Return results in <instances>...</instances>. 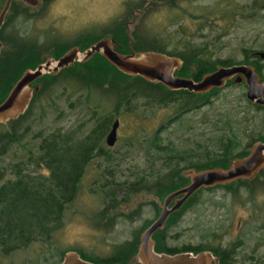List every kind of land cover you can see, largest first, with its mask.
<instances>
[{
    "label": "rangeland",
    "instance_id": "rangeland-1",
    "mask_svg": "<svg viewBox=\"0 0 264 264\" xmlns=\"http://www.w3.org/2000/svg\"><path fill=\"white\" fill-rule=\"evenodd\" d=\"M125 2L144 6L138 5L129 13ZM251 3L123 0L122 10L104 22L113 7L108 0H93L91 5L81 0L79 9L69 6L67 0H51L46 6L39 0L37 5H25L24 16L10 27L20 32H12L13 38L35 41L41 48L54 41L78 46L82 34L101 31L111 20L129 17L131 39L135 35L143 41L147 35L149 41L171 52L189 51L191 47L197 50V58L187 56L192 69L197 68L199 57L213 64L227 58L249 59L260 66L264 75V58L254 53L264 49V6L255 9ZM11 49L12 44L7 43L5 54ZM50 51L44 54L50 57ZM144 52L135 56L143 58ZM9 55L21 58V53ZM10 68L6 63L2 71ZM131 83L148 85L137 79ZM34 86L31 82L24 87L22 96ZM247 88L245 82L232 81L213 92L209 103L178 115L180 103H163L159 87L123 101L116 89L85 87L72 77L59 76L31 106L22 123V127L29 124L30 132L21 144H14L0 155V166L23 158L27 147H34L38 141L39 136H33L38 131L44 134L57 128L75 129L83 137L104 115H111L110 126L115 118L119 119L116 141L113 145L106 143L109 129L92 134L99 146L80 177L77 194L67 204L60 225L47 240L39 237L7 253L0 248V264H56L67 251L105 259L115 255L120 245L127 249L160 212L165 193L159 194L158 201L149 194L157 193L159 181L160 190L167 188V181L159 174L168 176L170 172L165 170H171L176 162L183 166L214 159L222 148L231 147L233 153L250 150L264 135V107L248 99ZM18 108L15 105L10 113ZM3 128L0 125V130ZM153 141L164 148L154 147ZM8 176L7 171L0 183ZM253 178L247 177L252 180L240 187H201L182 212L170 220L167 243L177 247H229L238 264H264V169Z\"/></svg>",
    "mask_w": 264,
    "mask_h": 264
},
{
    "label": "trees",
    "instance_id": "trees-1",
    "mask_svg": "<svg viewBox=\"0 0 264 264\" xmlns=\"http://www.w3.org/2000/svg\"><path fill=\"white\" fill-rule=\"evenodd\" d=\"M50 1L51 0H43V6L48 5ZM127 2H125V7L129 13H131L135 7H138V5L140 8L144 6V4L137 5ZM251 4L252 8H261L264 6V0H252ZM24 5L28 4L24 3ZM128 18L129 17H125L123 20H121V18L113 19L105 24V26L101 27V31L92 30V32L82 34L76 43L81 49H84L91 42L107 35L113 40L114 48L123 53L154 50L170 55L175 54L182 59V64L180 68L175 70V73L193 78H200L204 73L216 69L219 63L223 65L243 62L254 64V61L249 59L237 61L232 58L218 60V63L213 64L211 60L199 57L197 68L192 69L188 64L189 59L187 56L197 58V50L191 47L189 50L190 52L185 49L171 52L165 50L161 45L157 46L158 44L149 41L147 35L143 36V41L135 35H133V39H131L128 33ZM1 39L3 46L0 48V53L3 52L0 55V102L5 98L11 86L19 78L24 69L35 67L39 62L47 58L44 52L50 49V56L57 58L72 46L69 42L61 43L54 41L52 44L41 48L37 42L23 38L21 40L17 38H9L8 40ZM7 43L12 44L10 53L17 54L21 52V58L15 59L5 56L4 46ZM18 48H20V50L17 52ZM255 56L260 57L256 53ZM13 59L18 61H14ZM6 63L10 64L11 68L7 71H2ZM255 68L264 79L260 66L256 65ZM59 76L72 77L85 87L94 86L116 89L123 101H129L138 94L150 93L152 88L159 87L161 91H163L162 96L159 98L163 103L168 101L180 103L179 106L181 109L178 115L189 109L198 108L205 103H209L211 101V94L220 89L219 87H215L213 90L205 93L189 91L183 88L171 89L161 82L151 81L140 75H130L122 72L106 59L102 53L97 52L89 59L85 61H75L74 64L65 66L54 74L44 73L32 82V84H38L39 87L37 91L33 92L25 111L20 113L17 117L9 118L6 121H0V125L4 127L0 130V155L6 153L14 144H21L22 139L30 132L29 124L22 127L23 120L31 112V106L38 96L43 94L48 88H51L56 83ZM129 79H131V81L135 79L142 80L148 83V85H141L138 83L133 86V82L131 83ZM232 81L233 80H229L228 83ZM139 89H142V92H140ZM159 99L155 98V100ZM120 101L121 100H119V102ZM104 121L106 124H104ZM110 122L111 115L101 116L97 126L90 134L86 136L83 135V137L78 136V131L75 129L61 130L57 128L44 134L38 131L33 134L34 138L39 136L38 141L35 142L34 147H27V153L23 158L9 162V165L0 166V177L4 176L7 171L9 174V176L0 183V248L2 251L7 253L21 248L39 237L43 240L50 238L52 231L60 225L67 204L77 194L78 183L87 163L90 161L92 155L96 154L94 150L99 144L96 139L93 138L92 134L101 130L102 133L106 132L109 129ZM103 124L105 126L104 129H102ZM8 125L9 127H7ZM19 126H21V128L18 129ZM258 140H264V135ZM154 144V147L164 148L159 142H154ZM222 149L220 154L214 159L189 162L183 166L176 162L171 170H169L170 167L165 170L168 171L167 173L170 172L168 176L159 174L160 178H165V181H167V188L160 190L161 186L158 185L160 183L159 181L156 183L157 193L150 192L149 194L160 198L159 194H166L186 184L189 181V176L185 174L187 168L199 170L216 166L228 167L235 158L245 156L251 150L248 149L239 153H233L231 147ZM100 150L99 147L98 152H100ZM44 169L46 171H44ZM246 178L247 177L238 178L215 186L232 187L237 185V187H240L243 184L248 185L247 180L252 179ZM236 181L238 182L235 183ZM195 193L196 192H194L181 207L169 214L161 230H156L153 233L152 238L154 240L155 250L173 253L182 250H193L196 252L209 249L218 255H226L227 253L232 255L234 253L233 249L229 247H213L208 245L192 246L187 244L177 247L166 244L168 228L171 226L170 220L177 213L182 212L184 206L195 196ZM151 199L155 201L154 198ZM150 223L151 221L147 223V225ZM147 225H145V227ZM139 242L140 237L137 236L130 243L131 245H129V247L127 246V249L123 248L125 245H120L116 248L117 252L115 255L108 256L105 259H99L87 254L84 255L83 253H81V255L95 261H104L106 264H114L116 260L122 257L135 254L138 250ZM225 261L224 259L222 264H226ZM232 264L234 263L232 262Z\"/></svg>",
    "mask_w": 264,
    "mask_h": 264
},
{
    "label": "water",
    "instance_id": "water-1",
    "mask_svg": "<svg viewBox=\"0 0 264 264\" xmlns=\"http://www.w3.org/2000/svg\"><path fill=\"white\" fill-rule=\"evenodd\" d=\"M29 5H37L39 0H23ZM10 0H6L0 14V24L9 7ZM1 48V41H0ZM102 55L113 63L119 70L130 75H140L151 81H158L171 89H187L194 92H208L215 87L225 86L229 80L245 82L248 86L246 95L249 100L264 105V79L253 64L234 63L231 65L219 64L216 69L204 73L200 78L182 76L175 73L180 68L182 59L176 55H170L160 51H145V56H135V52L123 53L114 48L113 40L107 36L91 42L84 49L79 46L68 48L59 57H47L35 67L24 69L19 78L13 83L5 98L0 102V120L17 117L27 108L34 91L38 90V84L22 96L21 92L31 82L35 81L44 73H56L60 68L72 65L75 61H85L94 53ZM254 53L264 58V49ZM18 105L19 108L13 113L10 110ZM119 119L115 118L106 134V143L113 145L117 137ZM264 167V140H257L252 149L245 156L235 158L228 167L216 166L195 170L187 168L185 174L189 181L167 192L161 201V209L158 215L140 233V242L137 255L147 259L144 264H212L216 258L212 250L203 249L182 250L177 252L157 251L154 248L153 233L161 229L169 214L183 205V203L201 187L215 186L227 183L242 177L253 178ZM152 196V195H151ZM159 200L158 196H152ZM135 254V255H136ZM76 257L81 264H104L94 263L80 258L79 253L67 251L62 262L66 264L68 257Z\"/></svg>",
    "mask_w": 264,
    "mask_h": 264
},
{
    "label": "flooded vegetation",
    "instance_id": "flooded-vegetation-1",
    "mask_svg": "<svg viewBox=\"0 0 264 264\" xmlns=\"http://www.w3.org/2000/svg\"><path fill=\"white\" fill-rule=\"evenodd\" d=\"M5 2H6V0H0V14H1V10L3 9V7L5 5ZM22 2L25 3L23 0H10L9 7H8L7 11L5 12V14L3 16V20H2V22L0 24V41H1V47L3 46V42H2V39L1 38H3L4 40H8L9 38H13L12 37V36H14L13 33H16L17 32V30L15 28L16 26L13 27V28H15V32L13 31V29L10 26H12V24H13V22L15 20H18L19 18H22V16H24L25 10H27V8H26V6ZM25 4H27V3H25ZM28 6H30V5L28 4ZM18 33H20V32L18 31ZM18 33H16V34H18ZM19 50H20V48H18L17 52ZM20 53L21 52H19L17 54H20ZM9 54H11L10 51L8 53H6L5 56L6 57H11ZM105 141H106V138H105ZM159 230H161V229H159ZM166 244L169 245L167 243V236H166ZM169 246H171V245H169ZM234 254L235 253H233L232 255H230L229 253H227L226 255H222V254L221 255H218V254L214 253V255L216 256V258L212 261V264H222V261H224V259L226 260L225 261L226 264H232V262L234 264H236L237 262L235 260ZM79 256L83 260L91 261V262H94V263H104V264H106V262H104V261H95V260H92L90 258H86V257L82 256L80 253H79ZM63 258H64V256L56 264H59L60 262H62ZM115 262H114V264H115ZM146 262H147V259H145V258H143V257H141V256H139L137 254L136 255H133L132 254L130 256H126V257L120 258L116 262V264H144ZM66 264H81V263L78 262V260H77L76 257H71L70 256V257L67 258Z\"/></svg>",
    "mask_w": 264,
    "mask_h": 264
},
{
    "label": "clouds",
    "instance_id": "clouds-1",
    "mask_svg": "<svg viewBox=\"0 0 264 264\" xmlns=\"http://www.w3.org/2000/svg\"><path fill=\"white\" fill-rule=\"evenodd\" d=\"M108 2L113 6L111 9L108 10V14L104 17V22H108L111 18H113L116 14H118L122 8L123 0H108ZM69 6L79 9L81 4V0H67ZM87 3L91 5L93 0H87ZM78 19V17H77ZM92 21L85 20L84 23H89Z\"/></svg>",
    "mask_w": 264,
    "mask_h": 264
},
{
    "label": "bare ground",
    "instance_id": "bare-ground-1",
    "mask_svg": "<svg viewBox=\"0 0 264 264\" xmlns=\"http://www.w3.org/2000/svg\"><path fill=\"white\" fill-rule=\"evenodd\" d=\"M95 55H97V54H95ZM91 59H92V58H91ZM91 59H90V60H91Z\"/></svg>",
    "mask_w": 264,
    "mask_h": 264
}]
</instances>
